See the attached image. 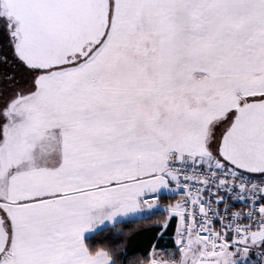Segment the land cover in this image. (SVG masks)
<instances>
[{
	"label": "snow or ice",
	"instance_id": "obj_1",
	"mask_svg": "<svg viewBox=\"0 0 264 264\" xmlns=\"http://www.w3.org/2000/svg\"><path fill=\"white\" fill-rule=\"evenodd\" d=\"M0 65V264H264V0H0Z\"/></svg>",
	"mask_w": 264,
	"mask_h": 264
},
{
	"label": "trees",
	"instance_id": "obj_2",
	"mask_svg": "<svg viewBox=\"0 0 264 264\" xmlns=\"http://www.w3.org/2000/svg\"><path fill=\"white\" fill-rule=\"evenodd\" d=\"M161 199L167 202L169 197L162 194ZM163 213V209L154 211L151 215L141 219L129 220L118 223L114 226L104 228L86 239V246L90 251H95L98 247L107 246L110 249H118L121 256L125 251L129 253H146L153 244L154 237L159 231L156 223L158 215ZM132 232L130 236L126 233ZM163 244V242H161ZM134 264H142L141 258H137Z\"/></svg>",
	"mask_w": 264,
	"mask_h": 264
},
{
	"label": "crops",
	"instance_id": "obj_3",
	"mask_svg": "<svg viewBox=\"0 0 264 264\" xmlns=\"http://www.w3.org/2000/svg\"><path fill=\"white\" fill-rule=\"evenodd\" d=\"M167 192L163 190V188L160 190V195L166 194ZM153 213H144L142 211H136V212H128V213H118L115 217H113L111 220H104L103 223H96L93 227H90L89 229L85 230V232L82 234V239L84 243L86 242V239L90 237L91 235L95 234L96 232L107 228L114 226L118 223L129 221V220H135V219H141L146 216H149ZM114 223V224H113ZM86 245V243H85Z\"/></svg>",
	"mask_w": 264,
	"mask_h": 264
},
{
	"label": "rangeland",
	"instance_id": "obj_4",
	"mask_svg": "<svg viewBox=\"0 0 264 264\" xmlns=\"http://www.w3.org/2000/svg\"><path fill=\"white\" fill-rule=\"evenodd\" d=\"M7 67H8L7 70H4L3 72L0 71V77L3 76L4 81L6 82V83H3L4 88L6 87L7 89H10L12 87V81L9 80L7 77L11 74L12 68L10 66H7ZM163 190L166 191L167 193H169V188H163ZM142 212L148 214V213H151L152 211L151 212L142 211ZM191 247L194 250V253L196 256H199L201 254L200 251L197 249V240L195 238H193V241L191 243Z\"/></svg>",
	"mask_w": 264,
	"mask_h": 264
},
{
	"label": "flooded vegetation",
	"instance_id": "obj_5",
	"mask_svg": "<svg viewBox=\"0 0 264 264\" xmlns=\"http://www.w3.org/2000/svg\"><path fill=\"white\" fill-rule=\"evenodd\" d=\"M4 66V67H3ZM7 66H5V65H0V71L1 72H3L4 70H7ZM3 83H6L5 81H4V78H3V76H1L0 77V89H2V90H8L6 87L4 88V86H3Z\"/></svg>",
	"mask_w": 264,
	"mask_h": 264
},
{
	"label": "built area",
	"instance_id": "obj_6",
	"mask_svg": "<svg viewBox=\"0 0 264 264\" xmlns=\"http://www.w3.org/2000/svg\"><path fill=\"white\" fill-rule=\"evenodd\" d=\"M179 191H183V189H180ZM167 195L169 196V197H171V198H175L176 197V195H177V192H175V191H173L172 189H170L169 188V193H167ZM161 196V195H160ZM156 210H158V209H156ZM153 211H155V210H153Z\"/></svg>",
	"mask_w": 264,
	"mask_h": 264
},
{
	"label": "clouds",
	"instance_id": "obj_7",
	"mask_svg": "<svg viewBox=\"0 0 264 264\" xmlns=\"http://www.w3.org/2000/svg\"><path fill=\"white\" fill-rule=\"evenodd\" d=\"M132 234L131 231H129L128 233H126V236H130Z\"/></svg>",
	"mask_w": 264,
	"mask_h": 264
}]
</instances>
